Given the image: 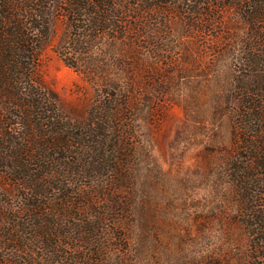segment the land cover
<instances>
[{"label":"trees","instance_id":"1","mask_svg":"<svg viewBox=\"0 0 264 264\" xmlns=\"http://www.w3.org/2000/svg\"><path fill=\"white\" fill-rule=\"evenodd\" d=\"M185 1L192 6L182 13L187 20L218 6ZM223 1L239 24L224 48L232 56L224 101L235 147L225 163L232 193L250 219L245 264H264V0ZM170 4L0 0V264L129 263L123 260L131 253L128 239L114 232L139 215L134 191H123L137 177L139 147L127 115L164 96L154 89L160 81L151 63L170 50L166 37L174 34L143 23L142 13L164 17ZM56 16L66 26L60 56L94 86L81 119L65 116L38 76L40 49Z\"/></svg>","mask_w":264,"mask_h":264},{"label":"rangeland","instance_id":"2","mask_svg":"<svg viewBox=\"0 0 264 264\" xmlns=\"http://www.w3.org/2000/svg\"><path fill=\"white\" fill-rule=\"evenodd\" d=\"M217 1L210 15L189 16L190 27L182 16L192 8L185 0H169L164 17L142 13L143 23H158L155 27L174 34L166 37L168 52L158 53L156 60L151 56L154 78L160 81L154 89L164 90V96L144 104L141 113L127 115L135 120L137 177L122 188L134 191L139 215L114 232L128 239L131 253L123 259L128 264H245L250 219L232 193L225 163L235 147L224 101V71L232 56L224 48L239 24L234 10ZM65 32L64 19L56 16L40 49L38 76L59 110L81 119L94 86L60 56Z\"/></svg>","mask_w":264,"mask_h":264}]
</instances>
